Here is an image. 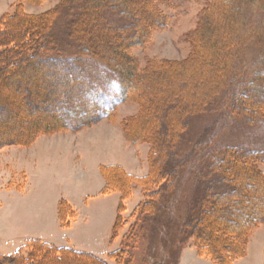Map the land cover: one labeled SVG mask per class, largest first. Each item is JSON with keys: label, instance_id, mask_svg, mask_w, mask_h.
<instances>
[{"label": "rangeland", "instance_id": "rangeland-1", "mask_svg": "<svg viewBox=\"0 0 264 264\" xmlns=\"http://www.w3.org/2000/svg\"><path fill=\"white\" fill-rule=\"evenodd\" d=\"M15 1L13 0L12 3ZM61 1L44 0L42 3H28L25 10L33 15L43 14L56 9ZM83 1H85V5L80 14L81 20L76 26L84 28L85 34L80 33L79 35H81V39H85L90 35L89 30H92L95 35H104L100 42L102 45L110 42L116 43L119 36L132 32L131 21L135 22L137 26L142 21H150L155 18L165 22L164 26L149 30L142 44L128 48V51L134 55L138 68L142 70L143 75L148 64L154 63L155 60H185L192 51L191 41L195 38L198 40L200 37L201 40H198L197 43L199 44L197 51L201 54L204 47L212 50L213 65H198L199 72H195L193 69V73H186L181 77L180 75L177 76L178 74H172L166 79H160L162 87H160V80L154 77L151 79L153 81L151 85L155 88L151 93L146 91L147 83L144 88H140V92L136 93L138 97L134 96L135 99L130 98L121 101L119 72L88 58L85 54L73 52L70 30L75 22H72L71 16L65 14L63 10L64 13H60L54 27V38H56L60 51L64 55L62 56L63 59H60L61 67L57 68L56 71L50 70L49 67L52 64H59L58 61L34 64L30 73L24 72L17 77L19 80H15L16 83L7 78L0 86V124L3 122L4 116L20 115L21 105L25 107L24 114L21 113L20 118H15L9 122L11 125H8L10 126L8 130L0 134L2 141L14 140L19 142L17 140H20L23 143L0 147V252L5 255L14 254L24 244L17 237L15 230L16 226L18 228L27 226L28 216L21 201H26V197L28 199L38 197L37 194L40 195L41 193L38 185L37 189L35 188L36 185L33 184V180L31 181V190L28 189V191L30 190L29 194L28 192H18L25 190L26 174L25 172L18 173V171L21 170L26 160L31 159V155L34 153L32 146L40 136L51 135V133L39 134L33 143L24 142L26 135L23 133L25 131H20L17 127H24L27 121L31 122L36 118L41 121L40 124L45 119L60 124L62 122L58 119L61 115L69 118L68 127L70 126L71 130L56 132L61 133L62 136H69L71 141L58 152L63 165L60 168L65 171L71 170L73 175L84 178V170H87L94 178V162L92 160L94 157L95 159L100 158L101 149L100 143L94 142L96 139L93 137L98 129L104 130L108 127L112 129L113 134H119L124 143L122 145L120 142L118 147L119 156L125 157V155L134 152L135 165L138 166L137 172L143 173L145 171L143 176H146L149 172L151 145L147 142L133 143L129 140L124 125L125 120L137 116L141 112L142 105H152L151 117H153L152 122L155 126L157 124L164 127L167 125L168 122L162 117V111H165L167 105L176 106L175 108L171 107V110L177 108L180 113L187 112L188 114H185L184 119L171 121L172 124L176 125L172 138L177 139L168 162L172 165L180 162L183 165H180L178 169L179 204L172 214L175 217V222L172 223L173 229H169L171 236L173 231H179L176 230L179 217L189 219L192 214L194 216L197 213V205L207 190L209 192L207 193L212 195L213 193L220 194L227 190V187L228 189L234 187L221 180L222 174L211 173L207 165V167L201 168L202 170L199 172V174L202 173V179L196 173L192 175L188 172L190 168L187 167L191 162H195L197 158L194 157L199 155V149L204 150L209 145L211 148H226L230 152L235 150L258 151L257 153L263 158L258 165L264 172V0H239L235 6L229 2L222 3V0H114V6H120V12L113 11L111 7L105 8L102 0ZM126 1L127 3L123 4ZM9 2L11 0H0V16L10 11L12 3L9 4ZM96 2L98 4L93 5ZM124 6L127 9L133 6L132 8L135 10L131 14L135 13L139 20L134 17L135 15L125 13ZM204 17L206 18L205 22H207L203 28L207 34L203 37L198 35L196 31L199 30ZM73 36L76 37V33ZM120 39L122 43H127L126 38L121 37ZM204 42L211 45L201 47ZM61 68H68L69 71L64 73ZM229 68L232 70L233 77H230ZM60 72L61 75L59 76L58 73ZM52 73L56 75L55 78L51 76ZM153 74L152 72L151 75ZM49 85H52L55 90L53 93H48L49 96H47L45 92L43 93V88ZM239 86H244V88L237 89L240 88ZM32 92L35 96H32ZM93 93H96V96L93 97L91 95ZM22 94L23 97L32 96L31 98L36 99L40 98L38 95L45 94L50 104L44 105H51V107L45 108L46 106L35 102L36 105L39 103V107H36L38 109L35 113L30 114L27 110H29L30 105L34 107V100H29L26 105L22 104L19 101ZM64 96H68V98L65 100ZM54 97L56 99L62 98L63 101H54ZM233 97L235 98L233 99ZM94 98L99 103L98 107L102 115H106L110 108L113 110L108 118L103 116L99 121L85 126L88 120L79 119L81 117L80 112L87 110ZM257 107L258 111L255 110ZM52 110L59 111L53 114ZM63 119L61 118V120ZM102 121L106 122L96 126V130L92 128L83 132L85 135H89L88 139L83 134H80V138L77 139L76 132L93 127ZM182 121L183 125H181ZM184 126L185 128L182 130ZM177 134L179 135L177 136ZM49 158L50 156L42 155L38 159L37 166L40 163L38 167H46V160ZM28 167L29 169L35 168L32 160L28 162ZM4 177L8 181L5 184L6 187L14 192L8 193L5 192L8 190L2 188L4 186L2 183L5 181ZM142 200L141 188L136 186L132 196L125 202L126 209L123 217L127 224L119 231L118 238L116 237L117 241L115 240L114 244L118 249L121 248L125 235L130 232L131 225L134 224L137 239L135 243H132L131 264H145V259L153 262V256L166 255L168 247L171 249V245H167L164 240V237H168L169 230L163 225L160 227L157 224L154 225L155 217H159V220L162 218L164 222L168 219L169 213L164 212L160 205V212L156 214L157 216H141L138 219L137 216L133 215V212ZM17 209L18 214L15 215ZM241 209L238 208V211ZM17 217L19 220L16 221ZM186 239L187 237L183 241ZM189 242L191 240L185 241V243ZM103 254H105L104 258H99L107 261L108 264H116L109 253ZM184 261L186 264L189 262V258L186 256Z\"/></svg>", "mask_w": 264, "mask_h": 264}, {"label": "trees", "instance_id": "trees-1", "mask_svg": "<svg viewBox=\"0 0 264 264\" xmlns=\"http://www.w3.org/2000/svg\"><path fill=\"white\" fill-rule=\"evenodd\" d=\"M43 1L16 0L11 4L10 11H7L0 17V86L7 78L12 79L13 83H16L15 80H19L17 77L24 72L30 73L34 64L58 61L57 63L59 64H52L49 68L51 71H56L57 68L61 67L60 59L64 55L60 51V46L56 38H54V27L58 16L61 12L64 13V11L65 14L71 16L73 19L72 22H75V24H72V29L70 30V36L73 40V52L75 54H85L88 58L105 64L119 72L121 101L138 97L136 93L140 92V88H144V85H147V83L148 85L145 87L146 91L151 93L155 88L151 85L153 84L151 79L154 77H157L158 80L166 79L172 74H178L177 76L180 75L181 77L186 73H193L194 70L195 72H199L198 65H213L211 59L212 50L204 47L211 44L204 42L201 45V47H204L202 48L201 54L197 51V47H199L197 43L198 40H201L200 37L198 40L195 38L191 41L192 51H190L189 56L185 60H155L154 63L148 64L147 70L143 75L141 73L142 70L138 68V63L134 55L128 51V48L142 44L148 31L164 26V21L155 18L150 21H142L138 26L135 22L131 21L130 25L133 26L132 32H126L128 34L121 36L127 39V43H122L120 41L121 37L119 36L118 42L112 43L109 41L110 43L102 45L100 42L103 40L104 35H95L92 33V30L88 31L90 35L88 34L89 37L85 39H81L82 37L79 35L85 32L84 28L76 26L78 21L81 20L80 14L83 12L85 1L62 0L56 9L38 15L29 14L25 10L28 3L35 4L42 3ZM235 1L237 2L234 4ZM238 1L222 0V3L229 2L235 6ZM102 2L105 8L111 7L113 11L121 10L119 9L120 6H114V0H102ZM125 3L127 1L123 4ZM94 4L97 5L98 3L96 2ZM132 7L127 9L124 6V12L130 15L135 10ZM131 15L134 16L135 13ZM133 16L132 18L137 17V15ZM136 19L139 20L138 17ZM205 20L206 18L204 17L200 23L199 30L197 29L196 31L198 35L203 37L207 34V31L203 28V25L207 22ZM74 33H76V37L73 36ZM197 59L198 62H196ZM61 69L64 73L69 71L68 68ZM152 72L154 73L153 75H151ZM229 73L231 75L230 77H233L231 68H229ZM58 74L60 76L61 72ZM51 76L56 77L53 73ZM61 78L65 80L64 77L61 76ZM159 83L160 87H162L161 80ZM244 86H239L240 88L237 89H243ZM54 90L55 88L49 85L43 88V93L45 92L49 96L48 93H53ZM45 94L38 95L40 97L39 99L31 98L35 96L33 92L31 97H23L22 94L20 95L19 101L25 105L29 103V100H34V103L39 102L42 105L50 104ZM91 95L94 97L96 93ZM64 98L66 100L68 96H64ZM95 98L88 105L87 110H84L82 113L80 112L81 117L79 119L88 120L85 126L99 121L103 116L108 118L110 112L113 110V108H110L106 115H102L98 107L99 103ZM61 99L54 97L53 100L60 102ZM38 104L36 105L35 103L34 107L30 105L27 112L30 114L35 113L37 111L36 109H38L36 107H39ZM44 106H46L45 108L51 107V105ZM151 107L152 105H142L141 112L133 118H127L124 124L128 132L129 140L133 143L147 142L151 145L148 174L143 177H138L128 173L120 165H102L100 167L101 174L105 179V187L101 193L109 194L111 192H119L121 194L117 217L112 229V238H116L119 235V231L127 224V221L123 217L126 209L125 202L132 196L133 189L136 186L141 188L143 200L136 206L133 215L137 216L138 219L141 216L154 217L156 214H159V208L162 206L164 212L169 213L168 219L163 222L162 218L159 220V217H155V219L153 218L154 225L157 224L158 227L163 225L167 230L173 229L172 223L175 222V217L172 214H174L173 212L179 204V190L177 189L178 169L180 165H183L180 162L173 165L168 162L177 139L172 138L176 125L172 124L171 121L175 122L176 119L182 120L185 118V114L188 113H180V110H177V108L171 110L176 106L172 107V105H167L166 112H163L162 108H160L163 113H161L162 117L168 122L167 125L165 127L159 124L155 126L152 122ZM24 109L25 107L21 105L20 112L22 114H24ZM255 110L258 111V107ZM57 111L59 110H52L53 114ZM21 113L16 116L14 114L7 115L6 113L7 116H4L2 119L3 122L0 124V134L7 131L10 127L8 125H11L9 122L15 118H20ZM61 116L58 119V121L62 122H59L60 124L49 119L42 120V124H40L41 121H38L36 118V120L33 119L31 122L27 121L24 127L18 126L17 128L20 131H25L23 133L26 135L24 142L27 141L28 144H31L39 134H54L56 132L71 130L70 126L68 127L69 118H66L65 115ZM61 118H64V121ZM181 125H183V121ZM184 128L185 126L182 130ZM17 141L19 142H15L14 140H0V147L10 144H23L20 140ZM257 152L250 150L249 152L248 150H235L230 152L226 148H211L209 145L204 150L199 149V155L194 157L197 159L187 167L190 168L188 172L192 175L196 173L202 179V173L199 174V172L208 166L211 173L222 174L223 177L221 175V180L224 183L228 182V184L234 187H229V189L227 187V190H222L223 192L220 194L213 193L212 195H209L207 190L208 193L206 192L203 195V198L200 199L197 205V213L194 216L192 214L189 219L179 217L178 228L176 229L179 231L172 230L171 236V231L169 230V235H167L168 239L164 237L165 243L171 245V249L168 247L166 255L162 256L158 254L159 256H153V262L145 259L144 263L178 264L181 252L186 247L185 245L194 246L200 256L210 257L215 264H233L237 259L244 257L247 254L251 235L260 224L264 223V172L258 165L263 158ZM224 165L226 167H223ZM224 198L225 200H223ZM238 208H242L239 210L240 212ZM58 214L63 227H69L71 221L76 217V211L64 198L59 202ZM135 232L136 229L133 224L131 225L130 232L125 235L121 248L109 253V256L115 260L116 264H131L132 243H135L137 239ZM183 236L187 237L184 241L183 239L185 237ZM187 240H191V242L185 243ZM0 264L108 263L98 256L70 247H59L39 239H28L12 255H5L0 252Z\"/></svg>", "mask_w": 264, "mask_h": 264}, {"label": "crops", "instance_id": "crops-1", "mask_svg": "<svg viewBox=\"0 0 264 264\" xmlns=\"http://www.w3.org/2000/svg\"><path fill=\"white\" fill-rule=\"evenodd\" d=\"M9 2V4L12 3ZM4 14V13H3ZM2 14V15H3ZM1 15V16H2ZM0 16V17H1ZM106 121L99 122L93 127L76 132L77 139L87 130ZM111 128L98 129L94 134V141L99 142L100 158H93L94 178L87 170H84V178L73 175L70 171L60 168L62 160L59 157V150L70 143L69 136H62L61 133L40 136L32 146L34 153L30 160H26L18 173L25 172L26 185L23 192H30L33 184L41 189L38 197H32L26 201H21L26 209L28 216L27 226L24 228L16 226L17 237L23 241L26 239H39L41 241L53 244L59 247H70L75 250L83 251L104 258L103 253H110L117 250L114 246L115 240L112 239V229L118 213V206L121 199L119 192L102 194L105 187V179L101 174L102 165H120L128 173L138 176L145 175L137 172L138 166L135 165V154L119 156L118 147L120 142L123 145L122 138L117 133H112ZM75 132V131H72ZM65 133V132H64ZM91 137V136H90ZM42 155L50 156L46 160V167H38V159ZM32 160L35 168L28 167V162ZM2 183V188L14 192L6 187L8 182L6 177ZM34 188V189H35ZM28 189H30L28 191ZM64 198L76 211V217L72 220L69 227H63L59 219V202ZM3 204V201H2ZM18 214V209L15 215ZM19 220L18 217L16 221ZM19 223V222H16ZM189 258L186 264H215L210 257L200 256L195 247H186L181 253L179 264H184L185 257ZM233 264H264V223L260 224L251 235L248 243L247 254L234 261Z\"/></svg>", "mask_w": 264, "mask_h": 264}]
</instances>
